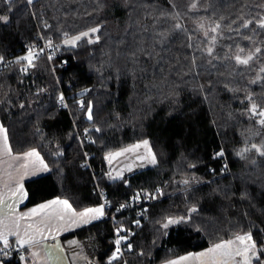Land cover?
<instances>
[{
  "label": "trees",
  "instance_id": "obj_1",
  "mask_svg": "<svg viewBox=\"0 0 264 264\" xmlns=\"http://www.w3.org/2000/svg\"><path fill=\"white\" fill-rule=\"evenodd\" d=\"M0 16V58L33 44L37 26L55 41L98 29L26 74L18 60L0 71L12 152L35 149L49 166L25 181L23 206L52 198L97 206L93 178L106 190L107 215L160 191L115 224L63 234L70 264H119L110 259L116 225L129 235V264L162 263L237 234L251 235V264H264V0H0ZM61 90L73 94L68 111L57 105ZM88 127L96 128L85 145L92 172L80 167L77 139Z\"/></svg>",
  "mask_w": 264,
  "mask_h": 264
},
{
  "label": "crops",
  "instance_id": "obj_2",
  "mask_svg": "<svg viewBox=\"0 0 264 264\" xmlns=\"http://www.w3.org/2000/svg\"><path fill=\"white\" fill-rule=\"evenodd\" d=\"M0 128L4 130L0 132V232L7 236L9 246L21 247L16 243L17 239L32 241L22 247L25 253L20 264H70L60 237L65 233L101 221L105 209L97 205L75 210L71 206V211H68L62 205L52 204L53 201L66 200L62 198H52L38 204L23 206L26 201L25 181L47 174L49 166L35 149L21 154L13 153L6 129L1 122ZM5 134L7 147L4 140ZM33 151L38 156L26 155ZM46 204L51 207L32 214L33 209L39 210L41 205ZM97 208H102V215L94 212H89L85 216L80 215L87 209ZM21 217L24 218L21 219ZM13 233H18V235ZM0 247H4L2 242H0ZM34 253L36 255H33ZM191 253H185L158 264H201L200 261H195ZM238 258L242 259L243 256Z\"/></svg>",
  "mask_w": 264,
  "mask_h": 264
},
{
  "label": "built area",
  "instance_id": "obj_3",
  "mask_svg": "<svg viewBox=\"0 0 264 264\" xmlns=\"http://www.w3.org/2000/svg\"><path fill=\"white\" fill-rule=\"evenodd\" d=\"M35 0H32V2ZM27 5H31L28 3V0H25ZM43 21V19H42ZM47 27L46 24H44L43 27L37 26V33L35 37V41L30 46H27L22 51L18 52L17 54H11L8 57L0 58V71L7 67L8 65L12 64L13 61L18 60L22 62V65L20 66L19 74L23 75L27 73V69L29 67L28 60L23 59L24 57L29 55V52L31 51L33 54L32 62H34L37 59L44 58L49 62H52V60L61 52V49L63 47V42L66 40L67 35H64L62 41H55L52 38H46L43 36L42 28ZM31 62V63H32ZM64 62L62 63V65ZM53 67V66H52ZM62 98V99H61ZM73 98V94L66 93L63 90L60 91V95L57 101V105L60 109L63 110H69V101ZM78 106L79 109H82L84 107V102L82 99L78 100ZM96 131L95 127H88L83 130L82 133L77 132V139L81 146L82 153H83V159L80 162V167L85 170H89L92 172L91 168V154L87 151L85 148V145L92 142L90 133ZM229 171H222L223 174L228 173ZM93 185H94V191L99 196L101 204L103 205L104 209L109 207V202L106 196V190L105 188L99 186L96 182V180L93 178ZM159 190H154L151 192L150 197L145 202H131L129 205L121 206L117 208V210L110 214L105 215L103 217V220H109L111 223L117 222V215L122 213H128L130 210L135 209L138 210L140 207L144 206L147 202L155 201L161 197L158 196ZM138 213V212H137ZM111 240L114 245V249L111 253L110 259L112 261H117L119 264H129L127 259V254L129 253L131 247L129 242V235L125 234L120 226H114L112 231ZM120 240L119 245L116 244V241ZM117 248H119V251L117 252ZM0 249H3L4 252L7 254L5 255L4 252H0V264H7L9 261L14 262H20L21 256L24 255L25 251L24 248L19 246H9L7 249H4V247H0ZM115 254V259H113V255Z\"/></svg>",
  "mask_w": 264,
  "mask_h": 264
},
{
  "label": "snow or ice",
  "instance_id": "obj_4",
  "mask_svg": "<svg viewBox=\"0 0 264 264\" xmlns=\"http://www.w3.org/2000/svg\"><path fill=\"white\" fill-rule=\"evenodd\" d=\"M28 3L31 4V3H32V0H28ZM0 20H4V21H6V20H7V17L0 16ZM244 26L247 27L248 25L245 24ZM259 26H260L261 28H264V19H261ZM218 27H219V25H217V28H218ZM96 31H98V29H95V28L92 29V32H96ZM212 31H215V29H212ZM84 35H87V33H84ZM75 39H76V40H79L80 37H76ZM72 43H74V41H73ZM241 51H242V50H241ZM257 51H258V50H257ZM209 54H211V50H209ZM32 58H33V54H32V52L30 51V52H29V55L26 56V57H24L23 59L28 60L29 64H31V62H32ZM236 59H237V62L240 63V64H247L248 61L252 59V57H251V56H248L246 59H241L239 56H237ZM61 99H62V98H61ZM255 109H256V106L253 105V113H254V114H256V113H255ZM88 112H89V119H91V118H92V117H91V107H89ZM259 115H260L261 117H264V111L259 112ZM260 122H261L262 124H264V120H261ZM2 131H4V130H3L2 128H0V132H2ZM4 140H5V146L7 147V136H6V134H5V136H4ZM147 144H148V142H147V141H144V146H145V147H147ZM137 147H139V145H137ZM129 150H131V149H129ZM8 151L10 152V149H8ZM258 151H259V149H258ZM222 154H223V153H221V155H222ZM261 154L264 155V152H261ZM26 155H27V156H38V154H37L36 152H34V151H33V152H30V153H27ZM117 155H119V153H118ZM151 162H152V163H155V157H154V156H152V160H151ZM25 167H26V165H25ZM21 187H22V186H21ZM52 204H59V205H62L63 208H64L65 210L71 211V205H70V204L68 203V201H66V200H63V201H59V200H57V201H53ZM49 207H51V205H49V204L41 205L39 210H37V209H33V210H32V214H36L37 211H42V210H44V209H46V208H49ZM193 211H195V209H193ZM89 212H94V213H97V214H99V215H102V214H103L102 208H97V209H87L85 212L80 213V215H81V216H85V215H87ZM73 215H75V213H73ZM23 218H24V217H21V219H23ZM175 222H176V221H173V220H169V221H168V223H175ZM167 226H168V224H165V225H164V227H167ZM18 227H19V225H18V223H17V228H18ZM29 227H31V225H29ZM13 234H14V235H18V233H13ZM236 239H237L241 244H244L246 241H251V240H252V237H251V235H245V236H238ZM0 242L3 243V245H4V249H7V248L9 247V241H8V239H7V236H6L4 233H2V232H0ZM31 242H32L31 240H23V239H17V241H16V243L19 244L21 247H23L25 244H29V243H31ZM119 243H120V240H117V241H116V244L119 245ZM234 243H235V241L229 240V241H227V242H224V243H221V244H217V245L215 246V248L210 249L209 251H210V252H216L217 250H224V251L222 252V255L225 256V257H229V256H233V255H236V256H244V257H245V259H244V264H251V258L248 257L246 254H247L248 252L252 251L253 249H255V247H256L255 243L253 242V243H251V244H248L243 250H241V249H236L235 253L233 254L232 251L230 250V248H231V245H233ZM118 251H119V248H117V252H118ZM0 252H4V250H3V249H0ZM4 254L6 255L7 253L4 252ZM33 255H36V254L34 253ZM115 258H116V257H115V254H114V255H113V259H115ZM21 259L23 260V256H21Z\"/></svg>",
  "mask_w": 264,
  "mask_h": 264
},
{
  "label": "rangeland",
  "instance_id": "obj_5",
  "mask_svg": "<svg viewBox=\"0 0 264 264\" xmlns=\"http://www.w3.org/2000/svg\"><path fill=\"white\" fill-rule=\"evenodd\" d=\"M91 33H94V32H92V31H90ZM90 32H87V34L88 33H90ZM82 36H84V34H82V35H79V36H77V37H82ZM76 37H72V38H69L68 36H67V38H66V40L63 42V45H64V43L66 42V44H70V45H73V44H75L76 43V39H75ZM74 41V43H72ZM251 111L253 112V106H251ZM98 184V183H97ZM100 186V185H99ZM159 193H160V191H159ZM109 204V203H108ZM100 206H102L103 207V205L101 204V201H100V204H99ZM104 208V207H103ZM139 214V213H138ZM105 215H107V214H104V216ZM103 216V217H104ZM103 220V219H102ZM238 236H245V235H243V234H237L236 236H234L232 239H230V240H232V241H235V243L233 244V245H231V248H230V250L232 251V253L234 254L235 253V251H236V249H241V250H243L246 246H247V243L245 242L244 244H241L236 238L238 237ZM229 241V240H228ZM227 242V241H226ZM224 243V242H223ZM219 244H221V243H219ZM217 244H215V245H212L211 247H209V248H207V249H205V250H202V251H199V252H192L191 254L192 255H194L193 257H194V259H195V261H200L201 262V264H234V258L235 259H239V260H241V261H243L242 262V264H244V259H245V257L243 256V258L241 259V258H238L236 255H233V256H229V257H225V256H223L222 255V252L224 251V250H217L216 252H210L209 250L210 249H213V248H215V246H216ZM247 256L248 257H252V259H256L257 258V254H256V251H255V249H253L252 251H250V252H248L247 253ZM241 257V256H240ZM241 264V263H240Z\"/></svg>",
  "mask_w": 264,
  "mask_h": 264
}]
</instances>
